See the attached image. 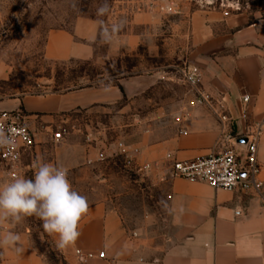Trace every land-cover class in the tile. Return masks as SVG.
I'll list each match as a JSON object with an SVG mask.
<instances>
[{"label": "rangeland", "instance_id": "374dc122", "mask_svg": "<svg viewBox=\"0 0 264 264\" xmlns=\"http://www.w3.org/2000/svg\"><path fill=\"white\" fill-rule=\"evenodd\" d=\"M103 2L79 0L74 9L73 0H0V104L84 89L101 94L102 103L66 114L67 124L50 130L64 136L73 126L76 140L94 154L81 175L68 177L88 203L102 195L112 200L116 195L131 196L139 182L151 183L137 170L132 155L140 149L134 147H162L185 133L184 122L209 113L220 126L213 109L198 103L182 71L190 66L201 69L203 89L219 106L207 63L231 49L218 52L205 46L212 38L238 35L251 24L264 25V0H108L109 14L97 17ZM98 19L124 22L113 43L101 42ZM60 29L91 34L93 42L85 43L90 58L48 60V36ZM100 79L110 84L108 92L100 89ZM16 111L28 116L24 106ZM119 143L125 145L128 158L118 154ZM103 150L108 158L99 162L97 154ZM51 152L52 146L44 143L42 159H50ZM24 164H30L29 157ZM33 173L28 168L23 176ZM17 226L30 231L51 264H64L41 221L29 217Z\"/></svg>", "mask_w": 264, "mask_h": 264}, {"label": "crops", "instance_id": "0c3cea01", "mask_svg": "<svg viewBox=\"0 0 264 264\" xmlns=\"http://www.w3.org/2000/svg\"><path fill=\"white\" fill-rule=\"evenodd\" d=\"M93 40L91 34L84 36L80 31L53 30L48 36L45 56L61 63L89 59L86 44ZM205 47L218 52L231 49L228 55L218 56L207 64L211 65L213 75L211 92L219 106L231 111L236 132L241 134L244 129L241 111L245 96L250 99L249 122L264 123V25L251 24L231 38H212ZM102 102L97 91L84 89L14 100L0 104V111H16L24 106L28 113L25 122L33 131L35 147L30 164L25 165L27 169L34 170L33 164L42 159L43 144L48 143L52 146L51 156L43 160L66 168L70 178L81 175L94 154L76 140L78 135L73 126L59 143L54 142L50 130L66 125V114ZM207 115L184 122L185 133L162 147H134L141 151L133 152L132 156L138 165L162 160L165 152L174 153L180 160L206 156L220 131L213 116ZM258 162L264 178V135ZM156 175L149 179L151 183L133 186L131 196L116 195L112 200L102 195L89 202V212L80 221L81 235L75 246L61 250L56 246L58 237L50 235L52 250L62 263L264 264V205L258 198L214 190L205 183L183 179L161 182L155 179ZM5 183L0 169V185ZM9 230L21 235L24 252L17 255L9 249H0V264H51L28 229L8 222L0 224V231ZM77 250L96 258L81 262L75 254ZM100 253H104V258L97 257Z\"/></svg>", "mask_w": 264, "mask_h": 264}, {"label": "built area", "instance_id": "2783aa9c", "mask_svg": "<svg viewBox=\"0 0 264 264\" xmlns=\"http://www.w3.org/2000/svg\"><path fill=\"white\" fill-rule=\"evenodd\" d=\"M184 82L193 88L201 106L213 109L220 122L219 136L210 152L203 157L192 160H180L174 153L167 152L162 160L139 165L138 171L144 178L164 181L177 179L189 182H201L214 190H225L251 195L258 198L264 205V178L258 162L259 146L264 135L263 122H249L247 110L249 97L242 98L241 119L244 129L241 134L235 130V118L223 106H215L212 97L203 89V74L201 69L190 66L182 71ZM0 126L13 136L16 147L9 152L0 149V169L10 182L17 175L23 176L27 169L24 164L26 157L34 155L35 138L33 131L25 122V117L18 111H0ZM53 140L59 143L63 140L62 132L53 134ZM118 154L128 158V152L123 143H119ZM106 151H100L96 160H107ZM162 174V175H159ZM81 262L96 258L93 254L75 252ZM98 258H104L100 253Z\"/></svg>", "mask_w": 264, "mask_h": 264}, {"label": "clouds", "instance_id": "9594fccd", "mask_svg": "<svg viewBox=\"0 0 264 264\" xmlns=\"http://www.w3.org/2000/svg\"><path fill=\"white\" fill-rule=\"evenodd\" d=\"M79 0H73L77 8ZM110 12L108 0L97 8V17H105ZM98 35L102 43L111 44L124 27V22L108 24L97 20ZM104 92L110 90L105 79L98 81ZM16 147L13 136L0 126V149L11 152ZM32 177L17 175L0 185V224H21L26 218L35 217L42 222L43 230L56 236V246L65 250L75 246L81 235L79 224L89 212L85 196L73 190L68 180L67 169L38 159L34 164ZM0 249H9L20 255L24 252L21 235L15 231H0ZM119 255V253H118Z\"/></svg>", "mask_w": 264, "mask_h": 264}]
</instances>
